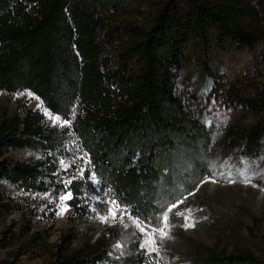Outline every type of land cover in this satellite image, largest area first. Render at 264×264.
Segmentation results:
<instances>
[{
    "label": "trees",
    "instance_id": "trees-1",
    "mask_svg": "<svg viewBox=\"0 0 264 264\" xmlns=\"http://www.w3.org/2000/svg\"><path fill=\"white\" fill-rule=\"evenodd\" d=\"M141 2L0 0V91L29 92L68 121L53 128L39 110L4 112L0 181L53 202L71 191L68 205L79 216L91 215L92 205L95 215H104L116 202L135 219L158 224L176 202L174 191L197 188L212 135L194 112V97L180 88L181 76L200 51L211 57L264 45V0H147L146 9ZM204 70L226 103L259 116L226 132L218 142L223 155L240 146L264 153V90L246 81L226 88L221 75L207 65ZM12 150L36 156L14 158ZM167 173L173 190L166 195ZM18 208L0 191V219ZM32 212L54 218L56 211ZM31 229L29 222L25 232ZM48 235L35 232L31 243L39 247ZM113 238L116 251L88 244L66 254L75 239L69 234L56 264H165L141 249L133 227ZM11 239L3 231L0 249ZM23 253L0 264H17ZM226 260L264 264L249 254Z\"/></svg>",
    "mask_w": 264,
    "mask_h": 264
},
{
    "label": "rangeland",
    "instance_id": "rangeland-1",
    "mask_svg": "<svg viewBox=\"0 0 264 264\" xmlns=\"http://www.w3.org/2000/svg\"><path fill=\"white\" fill-rule=\"evenodd\" d=\"M140 1L141 9H146L147 0ZM192 59L181 76L180 88L190 98L194 97V112L212 135L208 157L203 163L204 174H201L202 180L197 188L190 193H185L183 188L179 192L174 191L176 202L167 209L158 224L155 220L143 222L135 219L124 207L119 205V209L124 211L117 210L116 203L104 215H95L92 205L91 215L79 216L68 205V200L36 199L14 185L0 181V191L20 207L0 219V235L7 230V234L12 236L10 246L0 249V258L12 261L14 254L24 251L20 260L14 262L56 264L63 259L58 247L69 234H74L75 239L66 254L88 244H101L116 251L120 245L115 244L113 232L131 226L141 249L148 254H157L165 264H231L226 256L239 254H249L264 262V153L258 156L250 154L240 146L227 157L218 143L229 129L253 125L259 116L226 103V95L215 89L204 70V65H207L221 75L226 88L229 83L246 81L264 90V45L217 52L211 57L200 51L193 54ZM226 81L228 83H224ZM24 106L42 112L46 125L50 127L62 128L68 124L57 119L58 116L45 109L40 99L29 95V92L9 94L0 91V119L4 112L15 113ZM9 155L29 159L36 156L29 150H12ZM185 172L193 173L192 168ZM172 178L167 173L164 181L166 195L173 190ZM93 200L97 201L96 196ZM35 209L46 213L55 210V217L35 214L32 212ZM166 213L169 219L165 231L169 234L161 243L159 236L153 233L163 227ZM189 215L190 219L186 221L184 217ZM29 222L32 229L27 234L25 229ZM185 223L194 226L186 228ZM35 232L49 234L39 247L31 243V235ZM149 237L157 241L151 245L159 249L157 252H149L142 247Z\"/></svg>",
    "mask_w": 264,
    "mask_h": 264
},
{
    "label": "snow or ice",
    "instance_id": "snow-or-ice-1",
    "mask_svg": "<svg viewBox=\"0 0 264 264\" xmlns=\"http://www.w3.org/2000/svg\"><path fill=\"white\" fill-rule=\"evenodd\" d=\"M29 95H31V93H29ZM57 119H59V117H57ZM67 120H65V124H67ZM63 163V162H62ZM84 175V173H83V171H81V176H83ZM93 181H95V176H93L92 178H91ZM72 183V181L71 180H69V181H67L66 183H65V186L67 187L69 184H71ZM74 197H73V195H72V192L71 191H68L65 195H63V196H61L60 197V199L63 201V200H69V199H73ZM112 203H116V202H112ZM175 206V205H174ZM116 207H117V210H119V211H124V210H122V209H119V205L117 204L116 205ZM171 211V209H169V212ZM179 215H183L182 213H178ZM113 216H115V212H113ZM121 218H123V217H121ZM168 219H169V217H168V214L166 213L165 215H164V217H163V227H160V228H157V229H155V231H154V233H153V235H158L159 236V241L162 243L163 242V240L168 236V232L167 231H165V229H167L168 228ZM184 219L186 220V221H188L189 219H190V215L189 216H185L184 217ZM194 226V224H192V223H185V225H184V227H193ZM157 243V241L155 240V239H153L152 237H149L148 239H146L145 240V243H144V245H142V247H145V248H147L148 249V251L149 252H157L159 249L158 248H156V247H152L151 245H155Z\"/></svg>",
    "mask_w": 264,
    "mask_h": 264
}]
</instances>
